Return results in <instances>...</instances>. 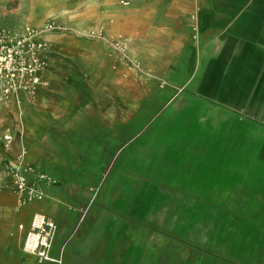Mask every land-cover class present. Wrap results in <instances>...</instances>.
I'll use <instances>...</instances> for the list:
<instances>
[{
  "label": "crops",
  "instance_id": "crops-1",
  "mask_svg": "<svg viewBox=\"0 0 264 264\" xmlns=\"http://www.w3.org/2000/svg\"><path fill=\"white\" fill-rule=\"evenodd\" d=\"M187 1L189 74L139 87L129 122L93 109L88 90L63 92L87 66L64 76L56 64L32 102H0L6 158L58 180L23 207L0 191V264H264V0ZM114 167L122 174L99 184ZM187 202L208 218L196 239L174 235ZM37 213L57 225L51 259L23 246Z\"/></svg>",
  "mask_w": 264,
  "mask_h": 264
},
{
  "label": "rangeland",
  "instance_id": "rangeland-1",
  "mask_svg": "<svg viewBox=\"0 0 264 264\" xmlns=\"http://www.w3.org/2000/svg\"><path fill=\"white\" fill-rule=\"evenodd\" d=\"M86 1L0 0V32L4 29L18 30L20 34L29 36L26 28L41 29L49 18H55L63 29L42 34L47 44V71H51L57 64L62 67L66 76L75 68L87 66L89 73L83 69L79 86L74 85L73 77L71 80L65 78L60 81L64 82L63 92L69 96L82 97V92L88 90L85 101L91 100L93 109L97 112L102 109L110 115L122 113L126 122H129L133 114L138 112L139 87L143 93V87L147 88L151 80L158 83L162 80L180 83L189 74L192 59L184 56L191 27L188 23L191 17L189 1L103 0L101 3L97 0L92 5L86 4ZM21 50L27 55L33 52L31 46L27 45L22 46ZM0 55L4 56L5 52L2 51ZM148 93L147 89L142 95L148 96ZM24 94L29 98L28 102H32L36 95L27 92ZM32 107L35 108L27 105L26 111L22 107V112L33 116ZM143 107L147 106L141 105V110ZM2 108L4 107L0 108V191L5 193L12 192L9 187L12 164L6 158L4 149L8 141L5 133L11 126L7 128L4 125ZM121 172L115 167L109 168L106 175L102 172L98 183L104 184L111 176L119 177ZM148 203V198L141 200V212L148 209ZM201 207H197L194 202L179 205L175 211L177 216L174 217L176 237L187 234L190 238H197L195 224L208 223V218L200 217ZM187 220L188 225L185 223ZM184 230L188 233H184ZM199 236L203 238L204 235ZM0 251L3 252L1 249ZM157 252L156 256L161 257V252Z\"/></svg>",
  "mask_w": 264,
  "mask_h": 264
},
{
  "label": "built area",
  "instance_id": "built-area-1",
  "mask_svg": "<svg viewBox=\"0 0 264 264\" xmlns=\"http://www.w3.org/2000/svg\"><path fill=\"white\" fill-rule=\"evenodd\" d=\"M63 29L55 18H49L41 29L26 28L27 34L18 30L4 29L0 32V102L7 103L20 92L35 94L41 85H46L44 74L49 69L47 44L42 34L46 31ZM34 38V40L32 39ZM31 46L33 52L27 55L22 46ZM39 52V53H38ZM11 139L9 135L5 136ZM58 180L42 171H37L31 163L22 162L11 165L9 187L16 196L17 206L44 197V186L57 183ZM57 225L43 214H35L26 234L24 249L35 253L41 260L51 259L49 250L53 244Z\"/></svg>",
  "mask_w": 264,
  "mask_h": 264
},
{
  "label": "bare ground",
  "instance_id": "bare-ground-1",
  "mask_svg": "<svg viewBox=\"0 0 264 264\" xmlns=\"http://www.w3.org/2000/svg\"><path fill=\"white\" fill-rule=\"evenodd\" d=\"M69 148V147H68ZM80 148V147H79ZM79 151V150H78ZM80 152V151H79ZM75 153V152H74Z\"/></svg>",
  "mask_w": 264,
  "mask_h": 264
}]
</instances>
